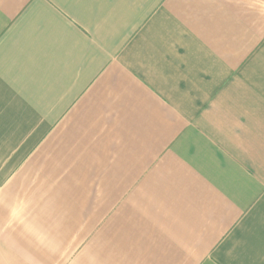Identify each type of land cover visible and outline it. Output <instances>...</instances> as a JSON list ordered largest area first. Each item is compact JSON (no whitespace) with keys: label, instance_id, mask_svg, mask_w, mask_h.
Returning <instances> with one entry per match:
<instances>
[{"label":"crops","instance_id":"crops-1","mask_svg":"<svg viewBox=\"0 0 264 264\" xmlns=\"http://www.w3.org/2000/svg\"><path fill=\"white\" fill-rule=\"evenodd\" d=\"M9 237L46 264H264V0H0Z\"/></svg>","mask_w":264,"mask_h":264},{"label":"rangeland","instance_id":"rangeland-1","mask_svg":"<svg viewBox=\"0 0 264 264\" xmlns=\"http://www.w3.org/2000/svg\"><path fill=\"white\" fill-rule=\"evenodd\" d=\"M6 234V232H4ZM16 239V245H18ZM29 242L21 241V247L15 245V240L11 237L0 239V264H46L45 255L26 254L29 251ZM22 250L24 253H19ZM19 251V252H17Z\"/></svg>","mask_w":264,"mask_h":264}]
</instances>
